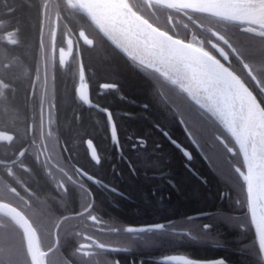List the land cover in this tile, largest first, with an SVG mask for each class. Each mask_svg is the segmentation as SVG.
Segmentation results:
<instances>
[{"label": "snow or ice", "instance_id": "1", "mask_svg": "<svg viewBox=\"0 0 264 264\" xmlns=\"http://www.w3.org/2000/svg\"><path fill=\"white\" fill-rule=\"evenodd\" d=\"M13 3L18 6H11L9 0H0V5L14 21L4 40L7 45L14 47L26 43L25 14L34 10L39 22V47L44 52L46 71L55 67L58 32L60 43L67 45L69 55L74 47L79 49L81 39L89 47L107 40L130 62L129 67L148 83L151 106L162 115L171 116L173 120L179 117L178 122L185 126L193 143L201 147L209 142L223 144L217 130L220 126L226 129L239 145V153L236 155L243 154V165L227 162L219 152L210 155L209 159L214 166L217 163L226 165L224 170H218L231 183L239 186L240 178L245 182L250 223L255 228L259 251L264 253V100L258 102L257 96L250 90L254 84L264 93V0H142L139 5L131 0H41L39 4L29 0H13ZM162 9L182 12L199 32H194L190 39H181L172 34V28L161 27L159 23L154 26L150 17L158 20L157 13ZM193 13L200 15L194 16ZM80 16L87 17L91 25H95V35L89 31L88 24L76 26L75 19ZM221 22L235 24V29L217 27ZM3 24V18H0V26ZM168 24H174L171 15L168 16ZM183 27L188 29L189 25L184 24ZM208 47L219 53L227 63L211 54ZM65 55V48L61 46V66L66 63ZM18 63L13 50L0 45V109H7L8 94L14 91L12 81L7 77ZM78 78L80 86L76 92L79 100L106 114L111 140L119 147L113 114L91 101L85 92L87 85L84 83L85 69L82 61H78ZM100 88L109 91L116 89L117 85L105 82ZM43 103L41 100L38 126L33 123L16 134L0 130V142H5L9 150L20 145L11 158H0V212L3 213L0 216V264H77L73 259L77 256L81 258L80 264H90L89 258L99 256L101 252L121 249L88 235L84 237L88 242L79 243L71 256H65L61 252V241L68 235H82L83 229L73 232V222L78 221L85 227L87 221L96 226L102 225L101 218L94 214L98 211L95 194L84 183V179L101 187L106 186L100 180H94L82 167H75L70 174L59 163H51V153L55 152V146L49 147L45 143L53 133L45 131ZM29 134L32 136L31 141L24 147L22 141L27 140ZM87 146L91 159L100 165L102 158L91 140L87 141ZM224 148L228 153L233 152L226 144ZM33 153L35 160L41 162L47 170L48 177L60 193L62 203L73 192L80 196L81 207L74 216L46 219L44 202H39V208L33 209L17 188L4 178L6 174L16 184L23 186L16 169L23 168L25 173L31 172L22 158ZM184 155L191 159L187 152ZM24 191L28 192V188H24ZM13 199L23 202L26 214L22 215L21 211L10 206ZM225 219L231 222L232 218ZM163 227L156 225L152 229ZM203 227L207 230L210 226ZM98 230L104 229L100 227ZM108 231L115 232L117 229L110 228ZM125 231L134 232L138 229L128 227ZM89 249H99L100 252ZM172 261L177 264H196L183 257L172 258ZM114 264H118V261ZM216 264H224V261H217Z\"/></svg>", "mask_w": 264, "mask_h": 264}, {"label": "trees", "instance_id": "2", "mask_svg": "<svg viewBox=\"0 0 264 264\" xmlns=\"http://www.w3.org/2000/svg\"><path fill=\"white\" fill-rule=\"evenodd\" d=\"M131 1L138 5L142 3V0ZM29 2L39 4L37 0H29ZM9 3L11 6H18L13 0H9ZM168 14L174 17V21L176 20L180 27L172 34L184 39L188 32L183 25L188 20L181 13L162 9L157 13L159 19L150 17V22L170 28ZM193 15L200 14L193 13ZM25 16L27 42L10 47L19 63L10 70L7 77L12 81L14 88V91L8 94L7 106L23 113L24 118L33 73L35 69L40 68L37 52L39 49L37 13L33 10ZM0 18H3L4 25L9 30L10 24L14 21L2 5H0ZM87 24L90 25L88 21ZM193 27L199 32V29ZM89 31L93 35L96 34V30L91 25ZM129 63L107 40L98 42L91 48L86 47L83 58V65L93 89L105 82L117 85L116 89L105 91L106 93L99 98L98 104L107 107L114 116L121 155H118L113 146L108 121L104 115L81 108L74 100L70 81L64 77L55 79L58 113L56 126L59 128L63 143L75 150L77 154L75 160L90 165L91 170L95 171L92 174L117 192L103 190V193L95 195L96 208L108 218L110 227L117 229L115 232H96V238L106 241L112 247L123 248L124 251L101 255H118L121 264H158L150 259L153 252V233H143L144 241H142L140 234L127 233L125 225L137 226L163 221L170 216L178 218L202 212L207 214L202 221L203 224L210 226L209 240L220 246H192L191 251L195 257L222 258L225 264H262L253 233H247L238 227L229 229L226 221L219 218L220 215L229 214L226 211V204L229 200L233 201L237 198L238 190L234 188L235 184L222 175L221 170H224L226 165L217 163L214 166L209 156L219 152L227 162L242 166L240 154L236 155L239 152L234 142L221 126L217 130V135L221 137L223 144L209 142L205 147H201L192 142L189 134L188 141L182 130H185V126L178 122L179 117L173 120L171 116L166 117L151 106L152 97L148 83L138 72L129 67ZM250 90H253L258 101L264 100V93H261L256 85L253 84ZM1 117L7 118L0 110ZM162 132H166L181 146L191 151L193 156L189 165L195 175L184 168L185 158L166 140ZM87 140H91L102 155V163L98 166H91L86 156ZM109 143L112 147L110 155L106 156L103 151L108 149ZM224 144L231 147L233 152L228 153ZM194 145L198 147V154ZM105 157L110 159L106 166L103 162ZM194 160H196L195 164ZM35 176L33 179L37 180V183L34 182L33 189L38 194L47 196L43 187L38 185V182H41L40 178L36 173ZM243 186L242 182L240 189L243 194L242 201H245ZM168 246L169 243L166 241L162 249H167ZM70 250H61V252L65 256H71ZM122 256L126 258L123 261ZM91 262L90 264H114L113 259H99V263Z\"/></svg>", "mask_w": 264, "mask_h": 264}, {"label": "flooded vegetation", "instance_id": "3", "mask_svg": "<svg viewBox=\"0 0 264 264\" xmlns=\"http://www.w3.org/2000/svg\"><path fill=\"white\" fill-rule=\"evenodd\" d=\"M39 3L41 0H37ZM132 2V1H131ZM184 15L183 13H181ZM169 16V14H168ZM186 16V15H184ZM195 16V15H194ZM83 17V16H82ZM186 19L188 20L187 16ZM210 19V18H209ZM67 23V21H66ZM76 26L87 24V21L85 17L81 18L77 17L75 19ZM185 24H188V29H185L188 33L186 34L185 38L190 39L191 35L194 32H198L194 29V25L188 20V22H185ZM72 25H70L71 27ZM155 26V25H154ZM218 27L223 26L225 30H234L235 24L221 22V24L217 25ZM169 27L173 29V31H177L180 29L178 26V22L175 20L174 24H169ZM8 28L3 24V26H0V45H3L5 47H11V45H7L4 37L7 35ZM45 32L47 33V29H45ZM78 35V32L76 33ZM47 41V35L45 37ZM63 46L65 48V65L61 66L59 65V48ZM86 47L91 48L83 43L82 40H79V49L76 47L73 48L72 53L69 55L67 54V45H61L60 43V35L58 32V39H57V47L56 51L54 53L55 56V67L48 68L47 71L45 69L44 65V52L43 50L39 49L37 50L39 55V61H40V68L37 70L35 69L33 73V78L31 80V84L29 87V96H28V102L25 110V118L23 116V113L17 111L14 108H10L7 106V109H0L4 115H6L7 118H0V130L7 131L9 134H16L17 132H23L28 126L32 125L33 123H36L37 126L40 122V116H41V100L44 101L43 103V116H44V124H45V131H51L53 133L52 137L45 141L46 144L49 145V147L55 146V152L51 153L53 156V159L51 161L52 164L59 163L60 165L65 167L66 171H69L71 174L75 167H82L84 170H86L90 175H92L95 179H98L102 182L103 185L106 187L98 186L97 184L87 181L86 178L84 179V183L90 188V190L96 195L103 193V190L111 191L113 193H117L111 186H109L106 182L102 181L101 179L95 177L92 173H95L94 170H91L90 165H87V163H81L78 160H75L77 158V154H75V150L71 149L69 146L63 143L59 128L56 126L57 123V109H56V94H55V79L64 77L67 78L72 87H73V96L74 100L80 104L81 108H85L86 110H94V108H90L86 105H84L78 97V94L76 92V88L79 84V78H78V61H82L86 54ZM211 54L215 55L218 59H220L222 62L223 58L219 56V53H217L215 50L208 49ZM14 52V51H13ZM85 69V68H84ZM28 73V72H26ZM37 75H39L40 79L37 80ZM28 76V74H27ZM84 83L87 85L88 89V95L91 101L98 104L99 98L105 94V90L100 88L99 85L95 86L93 89L91 86V80L89 78L88 72L85 69V81ZM114 90V89H113ZM51 104V108L49 105ZM99 105V104H98ZM101 106V105H100ZM104 108H107L105 106H102ZM108 109V108H107ZM109 110V109H108ZM110 111V110H109ZM98 112V111H96ZM100 114H103L101 112H98ZM104 115V114H103ZM105 119L106 116L104 115ZM50 121V122H49ZM184 132V135L187 137L188 141L190 140L188 133L182 129ZM162 135L168 140V142L175 147L185 158L183 161V166L185 169H187L190 173H195L192 171V168L189 164H191L192 160V153L188 148H185L184 146H181L177 141L172 139L166 132H162ZM37 142L39 143V129L37 128ZM31 134H29V137L27 140L22 141L23 146L27 147L28 143L31 141ZM172 142H176L181 148L186 151L190 156L191 159H188L182 150L177 148L173 145ZM115 146V145H113ZM112 147V144L109 143L108 149L104 150V154L106 156L110 155V149ZM134 146H132L133 148ZM143 147V145H141ZM20 148V145L17 144L16 148H13L9 150V146L5 142H0V158H11L13 153L16 152V150ZM116 151L118 155H121V148L115 146ZM196 154L199 153L198 147L194 145ZM64 149H67L66 151ZM97 153L102 158V155L99 153L98 149ZM86 156L88 157L89 161L91 162V166H98L92 159L91 155L89 153V150L86 146ZM25 161V166L29 167L31 169V172L25 173L23 168H17L16 172L18 177L21 179L23 186L20 184H16L14 180H12L11 177H7L6 174H4V178L12 184V186H15L17 190L20 192V194L24 197L25 200L28 201L29 206H31L33 209L39 208V202H44L45 208H44V215L46 219L55 220L57 218H63V216H74L81 207L82 200L80 196L73 192L70 198L66 200V202H61L60 200V193L56 191L55 184L51 181V179L47 175V170L43 167L41 162H37L34 158V153L26 155V157L22 158ZM43 157H41V161H43ZM110 159L108 157H105L103 162L106 166ZM80 162V163H79ZM196 160H194L195 164ZM81 164V165H80ZM243 165V164H242ZM52 171H56L55 169H52ZM35 173L37 174L38 178H40L41 182H38L39 186H42L44 189V192H46L47 196H44V194H38L34 189L33 186H35L34 182L37 183V180L33 179V176H35ZM57 175H59L57 173ZM33 180V181H32ZM244 183V189H245V201H242V192L240 189V184ZM238 185H235L234 188L238 190L237 192V198L233 201L229 200V205L226 204V211L229 213L228 215H220L221 220L226 221L229 229H234L235 227L240 228L242 231H245L247 233L252 232L251 223H250V217L248 212V206H247V198H246V184L243 181L242 178L239 179ZM71 188V185H69ZM24 188H28V192L24 191ZM39 188V187H38ZM95 198V197H94ZM240 201L238 204L237 201ZM7 202V201H5ZM96 202V201H95ZM12 207H15L18 211H21V214H26L27 209L23 207V202L19 201L18 199H13L11 202ZM97 209V208H96ZM95 215L99 216L102 220L101 226H96L91 223V221H87V226L80 224L78 221L73 222L74 228L73 232L82 231V235L79 237H76L74 235H68L64 237L61 241L62 243V249L61 250H68L73 252L75 247L79 245V243L82 242H88L84 239V237L91 235L94 238H96V232H106L108 229H110V221L106 216H104L100 210L94 212ZM3 214L0 213V216ZM202 215V216H201ZM206 213L198 212L193 215L189 216H182L178 218H173L170 216L166 220L163 221H157L154 223H143L140 225H137L138 227H149V226H156V225H163V229L159 230H144L143 232L139 233H130V234H140L142 241H144V234L143 233H150L152 232V257L150 259L158 264H165L162 263V259L172 256H180L186 259L193 260L195 262H208V261H218L222 260V258H198L195 257L194 254L191 251V247H202L206 245H210L213 247H218L220 245L213 244L211 240H209L208 230L210 227L205 230L202 219L206 216ZM200 216V217H196ZM225 218H232L231 222ZM243 225L244 227H241ZM129 226L133 225H125V229ZM102 227L104 230L100 231L98 228ZM127 232V231H126ZM128 233V232H127ZM253 233V232H252ZM63 235V234H62ZM98 241H102L98 238H96ZM255 240V239H254ZM168 241L169 246L167 249H162V245ZM107 243L106 241H103ZM119 248V247H115ZM143 248V246L141 247ZM124 251L123 248H119ZM89 251H95L100 252L99 249H89ZM114 251H104L101 252L99 256L89 258L90 263L98 262L100 260H107V259H113V262H117L118 264H121L119 260V256L115 255H101L103 253H111ZM117 252V251H116ZM143 254V249H142ZM141 255V253H140ZM73 259L77 260V262L80 263L81 258L80 257H73ZM126 258L124 256L121 257V260H125ZM99 263V262H98ZM225 264V262H224Z\"/></svg>", "mask_w": 264, "mask_h": 264}, {"label": "water", "instance_id": "4", "mask_svg": "<svg viewBox=\"0 0 264 264\" xmlns=\"http://www.w3.org/2000/svg\"><path fill=\"white\" fill-rule=\"evenodd\" d=\"M167 10H170V11H174V10H171V9H167ZM175 12V11H174ZM180 13H182V12H180ZM195 14H198V13H195ZM85 19L88 21V23L91 25V22L88 20V18L87 17H85ZM92 27H94V29H95V25H91ZM96 30V29H95ZM82 40V39H81ZM83 41V40H82ZM222 62V61H221ZM223 63H227V62H223ZM80 86V82H79V84H78V87ZM77 87V88H78ZM85 92L88 94V89H87V87L85 88ZM78 94V93H77ZM79 97V96H78ZM259 102V101H258ZM87 106V105H86ZM95 109V108H94ZM96 111H98L97 109H95ZM98 112H100V111H98ZM101 113H103V112H101ZM105 116H106V114L105 113H103ZM106 118H107V116H106ZM109 125V124H108ZM221 128L227 133V135L231 138V140L234 142V144H235V146H236V148H237V150H238V152H239V145L238 144H236V142H235V139H234V137H232L231 136V134L226 130V129H224L222 126H221ZM109 129H110V126H109ZM110 133H111V130H110ZM88 141V140H87ZM87 141H86V146H87ZM173 143V145L174 146H176L177 148H179L180 150H182V152L184 153V152H186V151H184L182 148H181V146H179L176 142H172ZM87 149L89 150V153H90V155H91V152H90V149L88 148V146H87ZM240 157H241V160H242V164H243V154L241 153L240 154ZM245 171L247 170L246 169V167H245V169H244ZM92 182V181H91ZM246 190H247V186H246ZM246 198H247V195H246ZM247 206H248V204H247ZM12 207V206H11ZM17 210V209H16ZM18 211V210H17ZM249 212V211H248ZM23 215V214H22ZM202 216V215H201ZM196 217H200V216H196ZM249 217H250V214H249ZM129 227H132V228H135V229H138V231H134V232H128V233H139V232H143L144 230H153L152 228H154L155 226H149V227H138V226H129ZM128 228V227H127ZM251 228H252V232H253V235H254V238H255V242H256V246H257V250H258V253H259V256H260V259H261V261H262V264H264V253H261L260 251H259V245H258V238H257V236H256V233H255V228H254V226H252L251 225ZM139 229H144L143 231H139ZM172 258H180V256H172V257H167V258H164V259H162V263H165V264H177V262L176 261H172ZM218 261H220V260H218ZM216 262L217 261H208V262H196V264H216Z\"/></svg>", "mask_w": 264, "mask_h": 264}, {"label": "bare ground", "instance_id": "5", "mask_svg": "<svg viewBox=\"0 0 264 264\" xmlns=\"http://www.w3.org/2000/svg\"><path fill=\"white\" fill-rule=\"evenodd\" d=\"M0 213H2V212H0ZM3 214V213H2Z\"/></svg>", "mask_w": 264, "mask_h": 264}]
</instances>
